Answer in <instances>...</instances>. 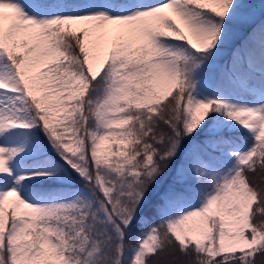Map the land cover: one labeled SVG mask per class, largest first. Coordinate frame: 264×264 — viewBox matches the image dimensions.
Listing matches in <instances>:
<instances>
[{
  "label": "snow or ice",
  "instance_id": "obj_1",
  "mask_svg": "<svg viewBox=\"0 0 264 264\" xmlns=\"http://www.w3.org/2000/svg\"><path fill=\"white\" fill-rule=\"evenodd\" d=\"M164 252L264 264V0H0V264Z\"/></svg>",
  "mask_w": 264,
  "mask_h": 264
},
{
  "label": "trees",
  "instance_id": "obj_2",
  "mask_svg": "<svg viewBox=\"0 0 264 264\" xmlns=\"http://www.w3.org/2000/svg\"><path fill=\"white\" fill-rule=\"evenodd\" d=\"M180 259H183V258H180ZM171 260H172V257L170 253L164 252V253H161L159 257H157L156 264H171Z\"/></svg>",
  "mask_w": 264,
  "mask_h": 264
}]
</instances>
